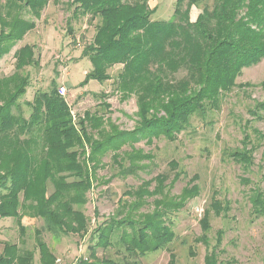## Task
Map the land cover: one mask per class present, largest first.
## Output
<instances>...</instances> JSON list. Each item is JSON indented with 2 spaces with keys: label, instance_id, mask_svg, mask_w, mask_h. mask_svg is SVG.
I'll list each match as a JSON object with an SVG mask.
<instances>
[{
  "label": "trees",
  "instance_id": "1",
  "mask_svg": "<svg viewBox=\"0 0 264 264\" xmlns=\"http://www.w3.org/2000/svg\"><path fill=\"white\" fill-rule=\"evenodd\" d=\"M14 1H23L21 10L28 8L29 14L39 18L51 0L6 3L11 6ZM202 1L176 0L167 21L153 20L156 10L150 8L149 0L75 1L77 12L100 19L92 43L83 51L93 69L82 86L91 80L110 81L109 70L121 66L114 90L123 100L136 96L139 107V120L132 131L111 124L106 117L109 96L104 93L96 95L102 101L99 110L74 119L55 84L50 91L34 95L29 104L32 112L26 117L19 101L30 87L29 77L14 73L0 78V188L7 191L0 196V218H14L21 225L25 215L44 220V229L36 233L41 264L56 263V256L39 237L43 230L54 236L87 232L84 194L92 187L102 157L113 153V162L120 168L118 176H136L143 168L139 164L152 159L151 154L136 150V144L161 137L176 140L190 128L192 119H204L208 112L220 110L223 98L239 86L237 79L243 70L264 60V0H214L211 9L204 8L192 21L191 9ZM3 8L0 5V63L35 27L31 21L7 11L4 14ZM14 56L22 66L39 64L33 46H24ZM181 70L186 76L175 79ZM261 112L264 102H256L248 111L253 121H264ZM255 133L264 144V133ZM242 146L226 156L248 171L254 166L257 147L247 133ZM125 147L133 151H123ZM168 180L169 176L159 174L126 191L129 200L120 202L114 216L97 228L90 257L77 264H141V258L172 245L171 215L195 198L199 187H187L173 197L172 188L165 193ZM149 199H153L152 211L142 212L150 206ZM250 201L255 218H264V193L254 189ZM209 217L207 211L200 221L204 232L211 230ZM222 238L223 232L213 246L208 239H199L208 253L211 249L206 264H218ZM99 249L106 253L117 249L124 256L99 258ZM34 254L6 243L0 264H34Z\"/></svg>",
  "mask_w": 264,
  "mask_h": 264
},
{
  "label": "rangeland",
  "instance_id": "2",
  "mask_svg": "<svg viewBox=\"0 0 264 264\" xmlns=\"http://www.w3.org/2000/svg\"><path fill=\"white\" fill-rule=\"evenodd\" d=\"M75 1L51 0L41 16L35 18L27 12L28 8L21 10L23 1H14L9 6L6 0H0L4 14L7 11L35 25L1 60L0 78H8L14 73L29 77L30 87L19 101L26 117L32 112L29 104L34 95L38 91H50L55 84L58 89L66 88L67 94L61 96L70 106L74 119L83 117L88 111L94 113L99 110L102 101L96 95L104 93L109 96L107 103L110 109L106 117L111 124L121 131H132L139 120V107L136 96L123 100L114 90V81L121 66L109 70L112 77L110 81L101 84L91 80L82 86L86 75L93 69L90 60L83 57V51L92 43L100 19H92L77 12ZM126 1L133 3L136 0ZM175 2L149 0L150 8L156 10L153 20H170ZM213 5L214 0H203L191 9V20L194 21L204 8L211 9ZM24 46L34 47L38 65L22 66L16 61V51ZM185 76L186 72L181 70L175 79L180 80ZM263 82L264 60L257 66L243 70L237 79L240 87L237 86L223 98L220 110L208 112L204 119H192L190 128L176 140L171 142L161 137L152 143L144 140L136 144V150L152 155L151 160L139 164L143 168L137 171L136 176H118L120 168L113 162V153L102 157L95 170L92 187L84 194L82 211L87 219V232L54 236L43 230L39 236L56 256L55 264H77L82 258L88 259L89 248L96 243L91 238L96 236L98 227L114 216L120 202L129 200L125 192L137 189L143 181L152 180L159 174L169 176L165 193L172 188L173 197L181 195L185 188L192 186H198L199 192L182 210L171 215L170 225L175 233L173 244L141 258V264H206L205 259L211 249L208 253L199 239H208L210 246H213L217 243L218 234L222 232L218 264H264V218H255L250 201L254 189L259 188L264 193V144L255 133H264V121H253L248 113L256 102H264ZM106 128L108 130L109 125ZM246 133L257 147L254 166L248 171L226 156L230 151L242 149ZM123 151L131 153L133 150L125 147ZM120 154L123 157L122 151ZM171 163L175 171L171 169ZM176 172L179 179H174ZM47 189L51 194V185ZM6 193V188H0V196ZM149 200L150 206L142 209V212L152 211L153 199ZM215 206L219 208L216 210ZM207 211L210 212L211 230L204 232L200 221ZM1 219V224L12 219L8 226L14 231L18 227L21 248L35 252L34 264H41L36 233L44 229V220L25 215L21 225L14 218ZM75 225L78 226L77 223ZM117 249L110 253L99 249L96 256L121 259L124 255Z\"/></svg>",
  "mask_w": 264,
  "mask_h": 264
},
{
  "label": "crops",
  "instance_id": "3",
  "mask_svg": "<svg viewBox=\"0 0 264 264\" xmlns=\"http://www.w3.org/2000/svg\"><path fill=\"white\" fill-rule=\"evenodd\" d=\"M0 220L2 219L0 218ZM10 220L12 219H9L8 223H2V224L0 223V255L4 251V245L6 243H11L12 240H14L15 243H11V244H16L19 247H21V242L19 240L18 227L16 228L15 231L12 228L10 229V226H8V224H10Z\"/></svg>",
  "mask_w": 264,
  "mask_h": 264
},
{
  "label": "built area",
  "instance_id": "4",
  "mask_svg": "<svg viewBox=\"0 0 264 264\" xmlns=\"http://www.w3.org/2000/svg\"><path fill=\"white\" fill-rule=\"evenodd\" d=\"M59 93H60V95L65 96V95L67 94V92H66V88L61 87V88L59 89Z\"/></svg>",
  "mask_w": 264,
  "mask_h": 264
}]
</instances>
